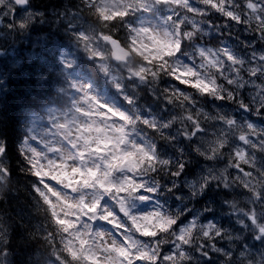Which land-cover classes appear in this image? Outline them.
<instances>
[{
    "label": "snow or ice",
    "instance_id": "6c2138e0",
    "mask_svg": "<svg viewBox=\"0 0 264 264\" xmlns=\"http://www.w3.org/2000/svg\"><path fill=\"white\" fill-rule=\"evenodd\" d=\"M28 4L0 0L10 27ZM67 27L119 106L72 81L18 168L0 138L3 197L23 173L43 214L0 222V264L21 228L28 264H264V0H80Z\"/></svg>",
    "mask_w": 264,
    "mask_h": 264
},
{
    "label": "trees",
    "instance_id": "16d2710c",
    "mask_svg": "<svg viewBox=\"0 0 264 264\" xmlns=\"http://www.w3.org/2000/svg\"><path fill=\"white\" fill-rule=\"evenodd\" d=\"M71 9H75V4L72 0H62ZM37 5L42 6L43 2H37ZM218 15V14H217ZM217 23H224L223 19H220L217 21ZM43 32L50 35L51 39H56L57 37L61 39L60 32L56 31L57 27L54 25H46L45 28L42 29ZM56 29V30H55ZM227 34V33H226ZM233 36H235V33H233ZM41 54H44V57H46L49 53L48 47H45L43 51H40ZM55 64V61L53 65ZM32 66H35L36 69H30L29 65L24 66L22 71H12L10 81H9V92L6 93L7 97L2 100V105L0 106V138L6 139L8 142V148H9V157L10 162L14 163V166H19V161H16V139L20 137V133L22 130V127L19 125V120L24 118L27 113L29 112L30 108L34 109V111L38 112L40 111L41 107L34 104L33 101H31V97L34 95L38 100H42L44 102L49 103L51 98H55V102L58 105H61V103L58 100V97L56 96L57 93H59L62 97L60 98L61 101H65L66 103L63 104V108L67 107L68 102L66 101L65 92L64 90H61L60 92H43V89L37 87V83L39 82L37 79H34L32 73H37L38 70L41 73H44L45 66L44 64H32ZM31 70V71H30ZM32 72V73H30ZM89 80L92 82L95 81L94 76L91 74L89 75ZM43 81V80H42ZM44 82V81H43ZM30 98V99H29ZM116 102L119 105L118 100ZM69 105V104H68ZM195 165H193V173L195 172ZM25 174H23V188L26 185V180L24 178ZM193 177V176H189ZM22 201L25 203L24 208L28 206V208L31 210V212H34V209H30L29 205L31 203V197L28 195V192L26 193L25 190H23L22 193ZM206 197H201L199 203L202 204L204 202V199ZM243 199L244 197H239L238 200L241 202V206L243 207ZM3 204V203H2ZM0 204V205H2ZM19 204L15 200L14 202H11L7 205V211L14 214L10 221L7 223L11 224L13 221L19 222V217L17 215V212L20 210V207H18ZM6 206L4 205L3 208H0V211H2ZM36 212V211H35ZM38 217L40 218V223L43 222V214L36 212ZM27 219V218H26ZM223 223L227 224L228 220L227 217L223 218ZM25 227L29 228V231H35L33 226V221L30 219L28 222L25 223ZM38 236L40 234H37ZM28 239L26 230L23 228L18 229L14 231L13 238L11 239L12 243V256L11 260L13 261V264H28V261L30 259L32 251L35 249V241H31L30 243H25V241Z\"/></svg>",
    "mask_w": 264,
    "mask_h": 264
},
{
    "label": "rangeland",
    "instance_id": "374dc122",
    "mask_svg": "<svg viewBox=\"0 0 264 264\" xmlns=\"http://www.w3.org/2000/svg\"><path fill=\"white\" fill-rule=\"evenodd\" d=\"M240 2H241V3H245L246 0H240ZM253 2H256V0H253ZM31 14H32V13H31ZM32 15H33V17H34V14H32ZM76 27H78V25H76ZM71 34L73 35V32H72V31H71ZM73 37H74V36H73ZM74 38H75V37H74ZM78 46H81V45H79V44L77 43V40L75 39L74 43L72 44V47L77 48ZM81 47H82V46H81ZM82 48H83V47H82ZM60 58H61V61H62L63 64H64V66H65L66 68H68V66L65 65V64L67 63V61L70 60V55H69L68 51H67V50H63V51H61V53H60ZM73 76H74V75H72V77H73ZM72 81L82 82V83L89 84L88 82H86V81H82V80H80V79H76V80H72ZM98 94H99V95L102 97V99H104L105 101H107V102H109V103H112V102L108 101V100L104 97V93H98ZM40 123H41V126H39V128H37V129H35L33 132H37V131H39L40 129H42V128H44V127L47 126V124H45L43 121H41ZM53 183H54V182H53ZM138 208L141 209V210H143V209H144V206H143V205H139Z\"/></svg>",
    "mask_w": 264,
    "mask_h": 264
},
{
    "label": "flooded vegetation",
    "instance_id": "af4514ba",
    "mask_svg": "<svg viewBox=\"0 0 264 264\" xmlns=\"http://www.w3.org/2000/svg\"><path fill=\"white\" fill-rule=\"evenodd\" d=\"M45 1V0H44ZM47 4V6H46ZM46 4L44 7H46L47 9H50V10H56V5L55 3H51L50 1L46 0ZM60 8V7H59Z\"/></svg>",
    "mask_w": 264,
    "mask_h": 264
},
{
    "label": "bare ground",
    "instance_id": "6f19581e",
    "mask_svg": "<svg viewBox=\"0 0 264 264\" xmlns=\"http://www.w3.org/2000/svg\"><path fill=\"white\" fill-rule=\"evenodd\" d=\"M55 5H56V10L59 9L60 6H58L57 4H55ZM46 6H47V4H46ZM60 8H61V7H60Z\"/></svg>",
    "mask_w": 264,
    "mask_h": 264
},
{
    "label": "clouds",
    "instance_id": "9594fccd",
    "mask_svg": "<svg viewBox=\"0 0 264 264\" xmlns=\"http://www.w3.org/2000/svg\"><path fill=\"white\" fill-rule=\"evenodd\" d=\"M4 196V193H0V197H3Z\"/></svg>",
    "mask_w": 264,
    "mask_h": 264
},
{
    "label": "water",
    "instance_id": "95a60500",
    "mask_svg": "<svg viewBox=\"0 0 264 264\" xmlns=\"http://www.w3.org/2000/svg\"><path fill=\"white\" fill-rule=\"evenodd\" d=\"M114 59V58H113Z\"/></svg>",
    "mask_w": 264,
    "mask_h": 264
}]
</instances>
